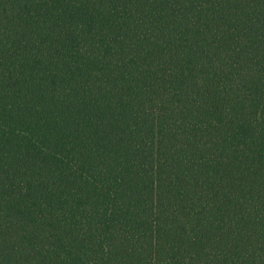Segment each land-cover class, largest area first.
I'll use <instances>...</instances> for the list:
<instances>
[{
	"label": "trees",
	"instance_id": "obj_1",
	"mask_svg": "<svg viewBox=\"0 0 264 264\" xmlns=\"http://www.w3.org/2000/svg\"><path fill=\"white\" fill-rule=\"evenodd\" d=\"M0 264H264V0H0Z\"/></svg>",
	"mask_w": 264,
	"mask_h": 264
}]
</instances>
